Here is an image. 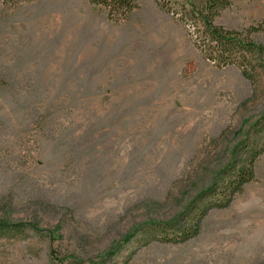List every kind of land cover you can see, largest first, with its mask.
I'll use <instances>...</instances> for the list:
<instances>
[{"label": "rangeland", "instance_id": "1", "mask_svg": "<svg viewBox=\"0 0 264 264\" xmlns=\"http://www.w3.org/2000/svg\"><path fill=\"white\" fill-rule=\"evenodd\" d=\"M136 1L115 23L90 0H0V221L26 225L0 233V264H264V154L196 236L149 238L242 159L264 72L216 67L177 17ZM263 22L264 0L217 18Z\"/></svg>", "mask_w": 264, "mask_h": 264}, {"label": "trees", "instance_id": "2", "mask_svg": "<svg viewBox=\"0 0 264 264\" xmlns=\"http://www.w3.org/2000/svg\"><path fill=\"white\" fill-rule=\"evenodd\" d=\"M106 10L115 22L129 21L140 8L136 0H90ZM166 12L172 13L189 28V33L203 56L218 68L235 65L253 84L264 72V44L253 38V33L264 29V22L239 30L217 23V18L233 4V0H156ZM242 159L223 172L222 181L203 190L191 204L193 214L184 213L189 220L179 227L176 222H151L149 238L162 242L179 243L196 236L200 221L214 208H226L246 184L256 179L259 158L264 154V114L255 123L251 135L242 141ZM200 203V204H199ZM189 209V208H188ZM190 210V209H189ZM187 212V211H186ZM195 215V216H194ZM23 224H4L0 233H15ZM132 234L126 240L130 239Z\"/></svg>", "mask_w": 264, "mask_h": 264}]
</instances>
